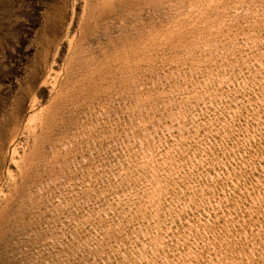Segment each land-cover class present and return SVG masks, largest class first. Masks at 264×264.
I'll return each instance as SVG.
<instances>
[{
  "label": "rangeland",
  "instance_id": "obj_1",
  "mask_svg": "<svg viewBox=\"0 0 264 264\" xmlns=\"http://www.w3.org/2000/svg\"><path fill=\"white\" fill-rule=\"evenodd\" d=\"M0 264H264V0H0Z\"/></svg>",
  "mask_w": 264,
  "mask_h": 264
}]
</instances>
